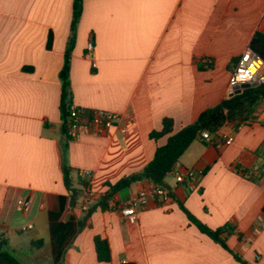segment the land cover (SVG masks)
I'll use <instances>...</instances> for the list:
<instances>
[{"label":"crops","instance_id":"obj_1","mask_svg":"<svg viewBox=\"0 0 264 264\" xmlns=\"http://www.w3.org/2000/svg\"><path fill=\"white\" fill-rule=\"evenodd\" d=\"M72 12L73 0H0L2 248L22 264H240L188 220L181 203L212 230L231 225L223 236L228 248L248 264H264V100L248 124L226 123L182 154L173 170L200 172L194 182L166 175L170 198H149L136 224L95 208L54 259L49 213L68 197L64 168L74 184L78 173H90L94 206L107 184L142 171L170 134L228 98L238 58L257 31L264 34V0H85L69 60L72 105L120 118L108 130L69 140L59 73ZM164 119L172 120V132L150 138ZM229 135L234 140L224 145ZM152 185L137 181L111 201L121 204ZM20 199L30 201L28 211ZM84 200L71 209L66 198L64 221L82 218ZM28 223L33 228L22 232ZM96 236L107 240L109 262L98 261Z\"/></svg>","mask_w":264,"mask_h":264},{"label":"trees","instance_id":"obj_2","mask_svg":"<svg viewBox=\"0 0 264 264\" xmlns=\"http://www.w3.org/2000/svg\"><path fill=\"white\" fill-rule=\"evenodd\" d=\"M84 1L85 0H73L71 33L65 50L64 65L59 73L61 81L60 110L63 122L62 130L64 133L68 122L69 108L72 105L69 60L70 54L75 45L76 27L82 14V5ZM51 44L52 36L50 34L47 42L48 49L51 48ZM249 48L264 61V34L257 31L249 44ZM30 69L24 68V70ZM263 100L264 83L243 89L239 94H234L213 107L207 108L198 115L193 123L181 128L175 134H170L173 127L172 120L164 119L162 130L152 132L150 138L157 139L161 136L170 134L166 144L156 148L152 160L142 171L126 176L115 184H107L108 190L100 197L97 203L94 206H90L89 209L83 213L82 218L75 221V223L71 218L64 221V217L67 213L66 198H68V207L73 209L77 206L78 201L84 196V194L90 191V182L87 176H81V174L78 173L77 181L74 184L71 179L70 169L67 167L64 168V183L68 191V197L62 198V203L58 212L49 213L52 240L51 253L54 259H62L65 248L70 239L77 231L81 230L87 224V221L95 208L99 207L101 210H109L110 201L114 194L122 189L128 188L132 183L137 181L149 180L151 183L167 189L164 181L167 173L175 168L180 157L188 147L195 140L201 139L202 132L207 131L211 136H216L219 129L226 123H234L236 128L248 124L251 121L252 115L257 106ZM178 205L187 216L188 220L195 225L201 233L220 244L224 249L230 252L234 259L240 264H248L240 255L231 251L225 242L223 236L229 235L232 232L231 225H225L212 230L198 221L181 203ZM60 236L62 237L60 238ZM58 238H60V240L57 243L56 240ZM0 242L5 243V240L2 239ZM94 242L98 261L109 262L111 260V254L107 240L100 236H96ZM0 264H22V262L11 252L1 248Z\"/></svg>","mask_w":264,"mask_h":264},{"label":"built area","instance_id":"obj_3","mask_svg":"<svg viewBox=\"0 0 264 264\" xmlns=\"http://www.w3.org/2000/svg\"><path fill=\"white\" fill-rule=\"evenodd\" d=\"M86 51L89 55L94 52L93 42L89 41L86 46ZM205 64H208V60H205ZM96 67V64H92ZM264 83V61L253 52L250 48H247L238 58L233 71L230 75L228 86V98L234 95L237 86L243 84H250L251 86ZM119 115L114 112L104 110H92L88 114L81 108L71 105L69 108V117L66 125L65 136L69 140L75 139L82 132H102L112 128L118 121ZM237 127L236 129H238ZM124 131V130H123ZM201 139L204 141H210L211 135L209 132L204 131L201 133ZM234 140L232 135L225 136L222 143L224 145H230ZM81 176H89L88 171L80 172ZM174 175L177 182H183L187 179L190 182H194L200 172L195 170H189L185 174H181L179 171L171 170L167 173ZM85 200L81 205V212H86L92 205V195L90 191L84 194ZM158 199L160 201H167L170 198L169 191L159 185L153 184L148 192H139L125 202L118 204L110 201V209L117 210L122 218L129 224H136L138 221V211L144 207L147 200ZM18 204L22 206L25 211L30 209L31 203L29 200L20 199ZM33 228L31 223L22 226V232H27ZM5 233L0 230V241L4 239Z\"/></svg>","mask_w":264,"mask_h":264},{"label":"water","instance_id":"obj_4","mask_svg":"<svg viewBox=\"0 0 264 264\" xmlns=\"http://www.w3.org/2000/svg\"><path fill=\"white\" fill-rule=\"evenodd\" d=\"M250 87H251L250 84H243V85L237 86L234 94H239L243 89L250 88ZM2 245L3 243L0 242V249L2 248Z\"/></svg>","mask_w":264,"mask_h":264},{"label":"rangeland","instance_id":"obj_5","mask_svg":"<svg viewBox=\"0 0 264 264\" xmlns=\"http://www.w3.org/2000/svg\"><path fill=\"white\" fill-rule=\"evenodd\" d=\"M121 193H122V195L124 196V195L126 194V189H122V190H121ZM15 255H17V254H15Z\"/></svg>","mask_w":264,"mask_h":264}]
</instances>
